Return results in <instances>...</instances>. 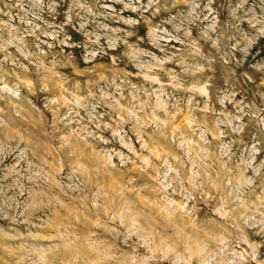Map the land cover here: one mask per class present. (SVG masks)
<instances>
[{
	"label": "rangeland",
	"instance_id": "1",
	"mask_svg": "<svg viewBox=\"0 0 264 264\" xmlns=\"http://www.w3.org/2000/svg\"><path fill=\"white\" fill-rule=\"evenodd\" d=\"M0 264H264V0H0Z\"/></svg>",
	"mask_w": 264,
	"mask_h": 264
}]
</instances>
